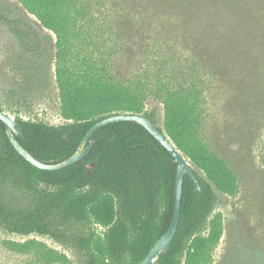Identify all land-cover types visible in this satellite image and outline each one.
<instances>
[{"label":"trees","instance_id":"obj_1","mask_svg":"<svg viewBox=\"0 0 264 264\" xmlns=\"http://www.w3.org/2000/svg\"><path fill=\"white\" fill-rule=\"evenodd\" d=\"M16 1L54 35L53 75L64 119L49 124L15 115L22 125L16 139L36 159L58 162L96 121L114 114L147 117L187 159L199 184L196 190L184 175L177 229L168 251L151 264H213L223 232L215 190L232 195L238 182L234 146L221 138L213 109L225 81L228 105L245 111L249 127L261 110L264 0H143L136 14L137 0H126L132 18L99 23L94 32L85 21L91 0ZM104 1L95 4L100 9ZM0 20L26 51H47L26 21L1 14ZM217 24L225 43L210 32ZM149 101L161 106L162 126L159 108L147 107ZM92 138L81 160L44 170L16 151L0 120V228L62 240L77 227L71 241L84 253L83 264H138L171 223L176 163L135 121L108 123ZM88 162L94 163L91 176Z\"/></svg>","mask_w":264,"mask_h":264},{"label":"rangeland","instance_id":"obj_2","mask_svg":"<svg viewBox=\"0 0 264 264\" xmlns=\"http://www.w3.org/2000/svg\"><path fill=\"white\" fill-rule=\"evenodd\" d=\"M125 1L106 0L99 9L95 0H91L89 14L85 16L91 31L94 32L99 23L112 24L119 17L132 18L133 12L129 15L125 11ZM137 3L135 14L141 13L144 5L143 0ZM0 14L26 21L39 33L47 49L43 55L26 51L10 25L0 20V106L3 112L13 118L18 115L49 124L62 123L53 75L54 35L42 28L16 0H0ZM212 31L218 33L221 42H226L223 26L217 24ZM105 35L103 37H107ZM219 87L213 110L221 138L232 141L230 144L234 146L233 167L238 182L232 195L215 190V211L221 214L223 232L214 251L213 264H264V96L258 99L262 100L261 110L249 127L243 121L245 111L232 112L228 105L231 95L228 82H221ZM155 105L159 108L158 124L162 126L161 106L155 101L147 103V107ZM212 128L211 124L206 127L207 136L212 134ZM76 230L77 227H72L66 232V238L60 240L35 233L18 235L0 228V264H83L84 253L71 241Z\"/></svg>","mask_w":264,"mask_h":264},{"label":"water","instance_id":"obj_3","mask_svg":"<svg viewBox=\"0 0 264 264\" xmlns=\"http://www.w3.org/2000/svg\"><path fill=\"white\" fill-rule=\"evenodd\" d=\"M0 120L5 125L6 134L16 149V151L24 157L33 166L44 169V170H58L72 163L81 160L85 157L94 144L95 139L92 138V134L100 127L117 121H135L141 124L153 137H155L172 155L173 161L176 163V178H175V202L174 211L171 223L167 230L157 239L154 245L150 248L146 256L138 264H151L155 259H157L161 254H165L171 244L173 235L177 229V225L180 218L181 209V195H182V183L184 175H188L194 182L196 190L199 189L198 180L195 177L194 171L187 159L175 148L171 141L161 132L157 125L153 123L150 119L139 114H114L104 117L96 121L84 134L75 151L67 158L60 160L58 162H42L36 159L30 152H28L21 143L16 139V137L22 135V125L13 117L7 113L0 111ZM88 142V143H87ZM94 163L88 162L86 164V170L89 176L93 168Z\"/></svg>","mask_w":264,"mask_h":264}]
</instances>
